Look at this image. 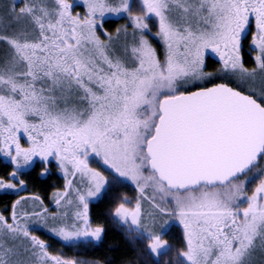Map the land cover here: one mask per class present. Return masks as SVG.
Returning <instances> with one entry per match:
<instances>
[{"label":"snow or ice","instance_id":"snow-or-ice-1","mask_svg":"<svg viewBox=\"0 0 264 264\" xmlns=\"http://www.w3.org/2000/svg\"><path fill=\"white\" fill-rule=\"evenodd\" d=\"M0 158V264H107L106 195L143 264H264V0H0Z\"/></svg>","mask_w":264,"mask_h":264},{"label":"trees","instance_id":"trees-1","mask_svg":"<svg viewBox=\"0 0 264 264\" xmlns=\"http://www.w3.org/2000/svg\"><path fill=\"white\" fill-rule=\"evenodd\" d=\"M210 66H215L217 63L213 60L208 59ZM0 160H2L0 158ZM2 166V164H0ZM34 185L37 190L42 194H50L52 190V185H62L63 179L59 174L53 169V174L50 178H39L34 180ZM33 190V185L29 186V191ZM8 198H3L0 195V207L3 203H7ZM110 205V199L106 196L103 201L93 204L91 206V214L94 221L103 222L106 224L105 211ZM54 247L61 248L60 243H55ZM79 249H67L64 248L66 254L68 255H80L81 257H87L91 259H100L106 261L107 264H143L138 256V250H134L131 245L124 239V237L116 232L113 228L106 224V233L104 238V243L95 247L85 248L86 250Z\"/></svg>","mask_w":264,"mask_h":264},{"label":"rangeland","instance_id":"rangeland-1","mask_svg":"<svg viewBox=\"0 0 264 264\" xmlns=\"http://www.w3.org/2000/svg\"><path fill=\"white\" fill-rule=\"evenodd\" d=\"M209 57H214L217 60V58L215 56L211 55V54L209 55ZM124 191H126L129 196H132L134 194L130 187L127 188V189H124ZM108 197L110 198V195H108ZM96 201H98V200H94L92 202V204H94ZM110 218L112 219L111 215H110ZM166 236H167V238L170 240V242L173 245H177L179 243V240H180V229H179L178 225H176L175 223L170 225L168 230H167V232H166ZM128 240L132 244V246L135 248V250H139L143 246V242L142 241L141 242H138V241L133 242L130 239H128ZM138 256H139V254H138ZM139 258H140V261H142V258L140 256H139Z\"/></svg>","mask_w":264,"mask_h":264},{"label":"flooded vegetation","instance_id":"flooded-vegetation-1","mask_svg":"<svg viewBox=\"0 0 264 264\" xmlns=\"http://www.w3.org/2000/svg\"><path fill=\"white\" fill-rule=\"evenodd\" d=\"M208 59H210V60H213L214 62H216L217 63V60L214 58V57H209ZM2 159V158H1ZM59 174V173H58ZM59 176H61L60 174H59ZM107 197H108V195H106ZM106 196H104L101 200H98V201H96L94 204H97V203H99V202H101V201H103L104 200V198L106 197ZM109 198V197H108ZM110 199V198H109ZM93 205V204H92ZM91 205V206H92ZM90 206V207H91ZM109 209H110V205H109V207H108V209L105 211V216H106V220H107V222H106V224L108 225V226H110L111 228H113L116 232H118V233H120L123 237H124V239L131 245V247L135 250V248L132 246V244L129 242V240H128V238L123 234V232H122V230L120 229V227L118 226V224L116 223V222H114L113 221V218L111 219L110 218V212H109ZM103 223V222H102ZM104 224V223H103ZM106 224H104L105 225V227H106ZM104 238H105V235H104V237H103V240H102V242L101 243H99V244H97L96 246H99V245H102L103 243H104ZM138 242H141V241H138ZM80 250H86L85 248H81ZM139 251V250H138ZM85 258H87V257H85ZM89 259H91V258H89Z\"/></svg>","mask_w":264,"mask_h":264}]
</instances>
